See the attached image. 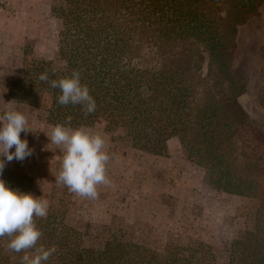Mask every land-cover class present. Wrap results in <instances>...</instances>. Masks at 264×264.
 <instances>
[{"label":"trees","instance_id":"16d2710c","mask_svg":"<svg viewBox=\"0 0 264 264\" xmlns=\"http://www.w3.org/2000/svg\"><path fill=\"white\" fill-rule=\"evenodd\" d=\"M264 0H56L60 23L58 60L25 51L6 97L38 111L49 125L72 117V127L104 124L113 145L167 156L177 139L186 158L205 172L210 185L249 201V229L234 240L226 264H264V126L238 102L246 87L233 73L238 34L259 15ZM78 70L96 101L84 116L81 105L61 106L50 81ZM47 73L49 82L39 79ZM31 193V179L5 168L0 177ZM39 244L55 246L46 264H219L204 243L185 254L167 246L156 251L132 241L110 240L102 249L82 245L62 213L49 208L34 218ZM0 239V264H20L24 253Z\"/></svg>","mask_w":264,"mask_h":264},{"label":"rangeland","instance_id":"374dc122","mask_svg":"<svg viewBox=\"0 0 264 264\" xmlns=\"http://www.w3.org/2000/svg\"><path fill=\"white\" fill-rule=\"evenodd\" d=\"M55 1L0 0V114L11 102L26 114L34 131L20 134L33 155L5 168L28 176L31 194L62 213L84 247L99 250L110 240L132 241L156 251L170 246L185 254L190 246L204 243L219 264H226L232 242L249 229L250 203L210 185L204 170L186 158L175 138L168 143L167 156H153L111 144L104 124L97 123L88 129L106 141L112 184L99 186L97 199H87L56 183L61 153L44 133L49 124L39 119L36 109L6 97L7 83L20 72L25 51L57 62L60 23L51 14ZM237 43L233 73L246 87L238 102L264 126V5L241 27Z\"/></svg>","mask_w":264,"mask_h":264},{"label":"clouds","instance_id":"9594fccd","mask_svg":"<svg viewBox=\"0 0 264 264\" xmlns=\"http://www.w3.org/2000/svg\"><path fill=\"white\" fill-rule=\"evenodd\" d=\"M41 81L49 82L47 73L41 74ZM50 87L59 89L57 98L61 106L81 105L84 116L96 110V101L87 85L81 83L78 70L69 76L53 79ZM0 114V177L7 163L24 161L33 155L27 139H21V132H34L26 114L10 103ZM72 117L64 123L49 125L44 132L50 144L60 150V169L55 177L58 185L64 186L70 193L87 199H97L98 187L110 186L107 167L112 155L107 150L104 137L92 130L80 126L72 127ZM15 149L11 151V149ZM50 202L31 193L11 188L0 178V239L7 237V250L24 253L20 264H46L56 252L55 246L45 248L39 244L42 232L34 218H46Z\"/></svg>","mask_w":264,"mask_h":264}]
</instances>
